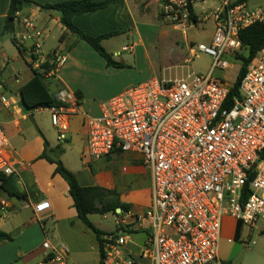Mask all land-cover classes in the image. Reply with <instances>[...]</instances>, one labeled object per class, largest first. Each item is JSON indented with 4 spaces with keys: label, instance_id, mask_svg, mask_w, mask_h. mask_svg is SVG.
Wrapping results in <instances>:
<instances>
[{
    "label": "built area",
    "instance_id": "built-area-1",
    "mask_svg": "<svg viewBox=\"0 0 264 264\" xmlns=\"http://www.w3.org/2000/svg\"><path fill=\"white\" fill-rule=\"evenodd\" d=\"M197 1L160 0V14L186 34L196 24ZM213 18L211 43L196 46L212 58L207 75L151 79L103 102L98 116L85 118L87 158L135 153L152 177L150 206L138 214H120L116 231L103 236L104 264H220L224 218L253 229L264 222V48L247 65L233 99V86L214 76L246 56L240 33L264 24V7L223 0ZM14 21L25 30L16 43L29 48L32 70L43 71L48 63L52 69L45 76L55 77L68 58L57 51L43 58L46 31L21 11ZM74 98L63 92L58 97L62 106L45 108L60 143L67 140L72 113L67 105ZM9 150L0 124V175L6 177L15 173L6 157ZM49 209L46 201L34 206L36 214ZM137 232L147 236L141 243L132 239ZM43 248L54 253L55 263L64 264L70 253L64 244L56 249L48 241Z\"/></svg>",
    "mask_w": 264,
    "mask_h": 264
},
{
    "label": "crops",
    "instance_id": "crops-1",
    "mask_svg": "<svg viewBox=\"0 0 264 264\" xmlns=\"http://www.w3.org/2000/svg\"><path fill=\"white\" fill-rule=\"evenodd\" d=\"M31 1L32 5L20 10L22 16L35 19L38 26L46 32L47 29L57 28L61 34L60 50L70 48L71 54H74L76 49L81 47L82 52L79 53H84L81 56L90 57L98 64V68L103 67V70L112 75L114 80L116 78L122 80L123 85L116 89L113 96L110 95L112 97L154 78L178 79L194 72L192 56L196 53V49L191 48L194 46V41L190 40L189 31L184 34L177 30L160 14V0H111L113 2L105 9L74 18V25L92 37L119 32L105 39L102 45L116 62L124 64L123 68L109 67L105 60H99L100 54L66 30L58 12L42 9L48 5L78 0ZM10 3L11 0H0V68L2 73L10 69L15 85L10 86L0 79V124L10 142V150L6 157L11 160L15 170L14 175L9 178L24 198L10 197L1 188L0 183V230L13 237V241L10 242L0 241V264H61L53 262L54 253L43 248L46 241L56 249L61 244L69 249L70 253L64 264H100L96 235L78 218L67 183L60 175L55 174V165L40 159L45 147L38 131L43 134L51 148L62 146L64 153L61 161L75 174L81 186L118 190L120 200L132 205L130 212L134 211L138 214L150 206L151 172L147 167L141 168L137 165L138 161L142 164V159L135 153H114L109 157L92 161L85 156L87 129L84 121L86 116H98L99 106L85 103L83 85L71 79L61 78L60 70L64 66L59 69L60 72L58 71L55 77H51L53 79L51 82L60 85L53 94L57 99L63 92L75 97L72 103L67 105L72 113L68 119L69 129L65 143L58 142L57 134L51 133L45 125L48 118L51 123L50 114L45 108L29 111L24 107L22 89L35 76L30 66L29 48L23 46L20 51L14 43V40L16 41L17 37L24 33L23 25L14 21L13 32L6 33ZM199 4L203 7L197 11ZM207 4V0L196 2L195 26L206 25L209 22L213 30L208 39L209 44L215 34L213 13L218 7L214 3L212 5L214 7H209ZM170 27H173L174 32ZM8 35L13 37L12 42L7 39ZM48 37L49 34L45 41ZM55 51L56 48L47 50L43 47V58H47ZM246 52L247 57V49ZM10 56L13 62L25 60L32 72V77L23 85H20L18 77L21 71L11 65ZM79 57L77 56L78 59ZM78 93L81 94V99L76 96ZM2 98L8 103H3ZM52 127L54 128L53 125ZM117 157L131 166L125 165L117 170L116 165H111ZM143 176H148L145 183ZM145 196L146 200H142L141 197ZM44 201L50 203V209L43 214H36L34 206ZM1 203H4L5 207L1 208ZM117 213L116 217L124 214L119 209ZM228 223L232 224V231L223 232L226 228L224 224ZM236 226L237 221L230 217L224 218L220 239L228 240L232 244V249L236 242L234 240Z\"/></svg>",
    "mask_w": 264,
    "mask_h": 264
},
{
    "label": "trees",
    "instance_id": "trees-1",
    "mask_svg": "<svg viewBox=\"0 0 264 264\" xmlns=\"http://www.w3.org/2000/svg\"><path fill=\"white\" fill-rule=\"evenodd\" d=\"M248 0H239V3H245ZM113 1L96 2L95 0H78L63 2L55 5H48L42 7L44 10L56 11L61 16V23L71 34L75 35L79 41H84L89 44L104 60L107 65L115 68H123V63L116 62L111 54H109L103 47L102 42L119 32H111L99 37H92L86 34L83 30L74 25V18L78 15L88 14L97 10H102L108 7ZM31 0H11L10 8L8 12V18L6 23V33H12L14 28V16L26 6L32 5ZM240 40L248 51V56H240L238 60L243 61L241 70L237 76L236 82L229 95L230 100L233 97L239 95V88L241 81L246 73L247 65L254 59L256 54L264 48V24L253 25L240 33ZM14 43L17 45L16 41ZM18 46V45H17ZM20 50L21 48L18 47ZM21 51V50H20ZM52 67L45 63L42 66L43 71L33 70L34 78L22 89L24 107L33 111L36 109H44L48 107H60L63 105L56 97L49 95L48 91L44 89L45 86L41 85L45 81V74L48 73ZM2 70L0 68V77ZM42 91H46L49 95L48 101L38 102L37 95L44 96ZM46 94V95H47ZM78 99H81V94L76 95ZM44 141V153L40 159H44L49 163L55 165V174L60 175L69 187V194L74 202V208L77 211L78 218L82 221L91 231L94 232L97 238L99 252H100V264H104V256L102 253V238L107 232L101 231L95 227L92 223L90 216L101 215L106 216L109 213L118 215L117 210L120 209L122 213L131 211V204L124 203L120 200V194L118 190H108L101 187H83L78 182L75 174L65 167L61 161V156L64 153L62 146L51 148L49 142L45 139L43 134L38 131ZM1 188L10 196L17 199H23L24 195L18 192L13 184L11 178L4 175H0ZM244 225L241 222H237L234 240L242 243V233ZM0 241H13V237L0 230ZM227 264V263H221Z\"/></svg>",
    "mask_w": 264,
    "mask_h": 264
},
{
    "label": "rangeland",
    "instance_id": "rangeland-1",
    "mask_svg": "<svg viewBox=\"0 0 264 264\" xmlns=\"http://www.w3.org/2000/svg\"><path fill=\"white\" fill-rule=\"evenodd\" d=\"M207 1H208L207 5L209 7H211L213 3L215 4L216 7H220L223 0H207ZM231 1H237V0H231ZM246 3L250 8L264 7V0H248ZM202 7L203 5L199 4L197 11H200ZM170 28L171 31H173V27ZM188 33L190 40L194 41V48L196 49V46L200 43L208 44L209 41L208 39L212 35L213 30H212V26L208 22L206 25L199 24V26H194L193 29L189 30ZM48 34L49 37L47 38V41L43 42L44 49L48 50L50 48H56V51L59 54H61L62 56H66L68 58L67 63L63 65L64 67L62 66L63 68L60 70L61 78L63 80L71 79L72 81L79 83L81 86L83 85L82 89L86 99L85 103H89L92 106L95 105L100 107V105L103 102H105L106 100L110 99L113 96V93L116 91L117 88L123 85L122 80L118 78L114 80L113 79L114 77L112 75H109L107 72H105V70H103V67L98 68V64L94 62V60L90 59V57L85 58V56H81L82 54H84V53H79L82 52L81 47H78L74 54H71L70 48L63 51L60 50L59 47L61 44L59 39L61 34L60 32H58L57 28H50L49 30L47 29L46 35ZM7 39L10 42H12L13 37L11 35H8ZM27 45L30 46L29 43ZM244 53L247 55L246 51ZM77 56H80L79 59L77 58ZM10 59H11V65L14 68L20 69L21 71V75L18 76L21 82L20 85L25 84L32 77V72L30 68L25 63V60L20 59L17 62H13L12 56H10ZM98 59L102 61L104 60L102 57L99 56ZM84 62H88V63H84ZM192 62H193L194 72L197 75L205 76L207 75L208 71L211 68L212 58L206 54L196 51V53H194L192 56ZM89 63L91 64L89 65ZM241 67H242L241 62L237 60L236 62H233L232 68H230L225 72L217 70L214 76L220 79H224L230 86H233L236 82ZM11 74L12 73L10 69H8L6 70V73H2L0 79L8 83L10 86H14L15 79L14 77H11ZM44 78H45L44 83L43 82L40 83H42L41 85L45 86L44 89L48 91L49 95L51 94L53 96V94L57 92V87H59L60 85H58L56 82L52 84L53 82H51V80L53 79L51 78H47L46 76H44ZM46 91H42L44 96H40L38 94L36 101L38 102L48 101L49 95L46 93ZM45 125L49 128L51 133L57 134L58 136V131L57 129L52 127L49 118L48 121L45 122ZM105 164L108 166V163L105 162ZM111 165H116L118 167L117 170L122 169L125 165L131 166L130 164L129 165L126 164L125 161L123 162V160L120 157L115 158L112 161ZM137 165L141 168L145 167L143 162L141 164L140 161L137 162ZM147 177L148 176H143L142 178L143 182L147 180ZM141 199L146 200V196L144 198L141 197ZM131 213L137 214L134 211ZM116 219L117 217L110 213L106 216H101V215L91 216V221L93 222V224L98 229L105 231L107 233L116 231V224H115ZM224 226L227 229L225 228L223 232L227 231L230 233L232 231L233 226L231 223H228L227 225L224 224ZM262 229H264V222H260L257 225V227L254 229L247 226L244 227L242 234L241 249L232 259H230L232 254V244L228 240L220 239L219 242L220 264L221 263L264 264V232H262ZM146 238L147 236L143 232H137L132 236V239L134 240L135 243H141Z\"/></svg>",
    "mask_w": 264,
    "mask_h": 264
},
{
    "label": "water",
    "instance_id": "water-1",
    "mask_svg": "<svg viewBox=\"0 0 264 264\" xmlns=\"http://www.w3.org/2000/svg\"><path fill=\"white\" fill-rule=\"evenodd\" d=\"M240 249H241V243L240 242H235L234 246H233V249H232V254H231L230 259H232L238 253V251Z\"/></svg>",
    "mask_w": 264,
    "mask_h": 264
}]
</instances>
